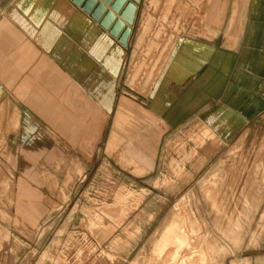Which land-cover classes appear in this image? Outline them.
<instances>
[{"label": "rangeland", "instance_id": "374dc122", "mask_svg": "<svg viewBox=\"0 0 264 264\" xmlns=\"http://www.w3.org/2000/svg\"><path fill=\"white\" fill-rule=\"evenodd\" d=\"M192 1L199 33L225 44L228 25L207 30ZM235 1L214 0L216 22ZM187 2L152 4L117 77L72 65L49 111L0 131V264H264V111L191 103L219 91L223 58L178 98L161 84Z\"/></svg>", "mask_w": 264, "mask_h": 264}, {"label": "crops", "instance_id": "0c3cea01", "mask_svg": "<svg viewBox=\"0 0 264 264\" xmlns=\"http://www.w3.org/2000/svg\"><path fill=\"white\" fill-rule=\"evenodd\" d=\"M131 1L137 5V10L129 44L152 4L159 1L158 8L163 9L167 8L168 2ZM204 2L207 16L201 24L206 25L207 30H214L215 24H227V29H222L226 43L218 45L220 32L211 37L199 33L198 4L190 0L187 5L191 16L181 19V24L190 28L176 37L171 56L179 59L173 63L175 67L165 71L174 76L164 74L161 84L168 82L165 91L174 89V98H178L189 86L192 88L193 83H199L203 72L206 71L210 79L216 73L212 70L215 69V58H223L219 91H208L206 100L196 98L191 103L206 104L210 113L220 102L231 119L250 120L264 111V0H243L240 7L236 6L240 2L236 0L233 9L242 10L239 17L234 15L227 21L217 22L210 12L215 8L214 0ZM177 7L178 4L173 6L174 9ZM106 8L109 10L110 5ZM116 17L119 19L118 14ZM178 20L171 17L156 23L178 24ZM235 25L240 27L237 31ZM127 53L128 45L124 46L73 0H0L1 133L21 136V129L7 128L8 121L35 120L39 112L49 111L46 105L51 103L55 91L63 92L69 88L65 81H70L71 72L76 70L72 65H78L80 72L88 71L91 66L96 72L114 76L119 73Z\"/></svg>", "mask_w": 264, "mask_h": 264}, {"label": "water", "instance_id": "95a60500", "mask_svg": "<svg viewBox=\"0 0 264 264\" xmlns=\"http://www.w3.org/2000/svg\"><path fill=\"white\" fill-rule=\"evenodd\" d=\"M78 6L88 13L100 26L108 30L110 34L118 38L124 45H127L131 33V26L134 23L137 5L131 0H73ZM136 2L140 0H135ZM106 4L110 5L107 10ZM120 17L117 19L116 14ZM127 26H125V24Z\"/></svg>", "mask_w": 264, "mask_h": 264}, {"label": "bare ground", "instance_id": "6f19581e", "mask_svg": "<svg viewBox=\"0 0 264 264\" xmlns=\"http://www.w3.org/2000/svg\"><path fill=\"white\" fill-rule=\"evenodd\" d=\"M107 5V4H106ZM118 14V13H117ZM118 17H120V15L118 14ZM206 186V185H205ZM202 221V220H201ZM204 225V224H203ZM116 248V247H115ZM179 255V254H178ZM191 264V263H190Z\"/></svg>", "mask_w": 264, "mask_h": 264}]
</instances>
